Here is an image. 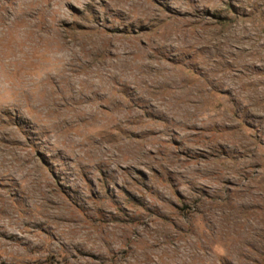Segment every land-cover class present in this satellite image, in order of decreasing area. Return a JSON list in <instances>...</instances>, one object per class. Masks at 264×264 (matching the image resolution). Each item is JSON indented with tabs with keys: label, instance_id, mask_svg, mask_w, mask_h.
<instances>
[{
	"label": "rangeland",
	"instance_id": "obj_1",
	"mask_svg": "<svg viewBox=\"0 0 264 264\" xmlns=\"http://www.w3.org/2000/svg\"><path fill=\"white\" fill-rule=\"evenodd\" d=\"M0 264H264V0H0Z\"/></svg>",
	"mask_w": 264,
	"mask_h": 264
}]
</instances>
